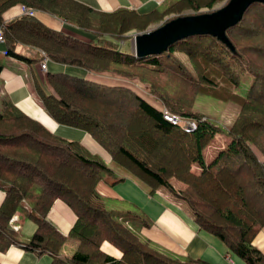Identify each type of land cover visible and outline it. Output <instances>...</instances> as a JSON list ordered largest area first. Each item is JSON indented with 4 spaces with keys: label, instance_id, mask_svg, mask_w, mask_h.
<instances>
[{
    "label": "trees",
    "instance_id": "16d2710c",
    "mask_svg": "<svg viewBox=\"0 0 264 264\" xmlns=\"http://www.w3.org/2000/svg\"><path fill=\"white\" fill-rule=\"evenodd\" d=\"M227 2L171 0L140 14L124 7L104 12L76 0H0V28L8 56L28 63L48 58L89 72L140 80L162 109L127 85L61 72L47 73L50 91L36 79L34 87L42 107L58 124L88 132L110 154L113 165L140 180L149 193L161 187L179 193L200 228L247 264H264V253L253 245L264 228V161L254 150L264 158V0L251 2L239 20L225 27V38L191 34L140 57L121 51L118 44L132 32L212 12ZM17 4L49 13L94 39L81 41L29 14L4 21L3 12ZM19 45L32 49L31 55L18 50ZM175 52L186 54L192 69ZM244 74L253 80L243 96L236 88ZM199 95L232 102L239 109L226 129L230 140L209 162L205 148L223 129L193 110ZM1 105L0 189L5 192L0 206L1 251L22 244L38 255H51V264H212L177 257L144 239L138 229L149 226L146 216L136 209L109 208L97 191L100 181L114 184L123 177L78 141L54 134L9 100ZM163 109L194 121L195 128L167 121ZM172 180L183 188L176 191ZM57 199L76 214L68 236L78 245L66 258L59 254L66 237L47 218ZM15 213L36 224L26 242L10 224ZM104 241L118 248L121 257L105 253Z\"/></svg>",
    "mask_w": 264,
    "mask_h": 264
},
{
    "label": "crops",
    "instance_id": "0c3cea01",
    "mask_svg": "<svg viewBox=\"0 0 264 264\" xmlns=\"http://www.w3.org/2000/svg\"><path fill=\"white\" fill-rule=\"evenodd\" d=\"M76 1L104 12L124 7L144 14L161 8L171 0ZM222 5H219V7ZM21 8L23 7L20 4L8 8L2 14L3 20L8 21L22 15ZM35 17L46 26L71 35L81 41L94 39V35L74 28L49 13L35 11ZM153 29L155 28L153 27L151 30ZM5 50V43H0V109L2 108V101L9 100L22 112L40 121L54 134L68 140L78 141L89 152L101 156L114 169V172L118 176L123 177V179L114 184H111L107 180H102L97 184V191L106 199L109 208L120 210L136 209L146 216L149 226H142L138 229L139 234L144 239L150 241L157 248L164 249L177 257L202 259L212 264H247L243 259L234 254L218 237L198 226L192 209L179 196V193L171 192L163 187L153 194L149 193L147 187L140 180L129 172L113 165L110 154L88 132L58 124L42 107L34 87V79H36L46 92L51 90L47 82L48 72H61L100 83L104 82L95 80V78L103 79V81L117 82L116 84L120 85H127L125 84L127 80H118L111 72H89L82 67L57 63L48 58L46 59V69L42 70L40 68L41 61L28 63L22 59L6 55ZM18 50L26 55H31L32 52V49L24 45H19ZM129 51L130 53H135L134 55L137 56L134 41H130ZM205 162L208 161L205 160ZM172 184L176 191L183 188V185L177 182H172ZM4 197L5 192L0 189V206ZM13 216V222L10 221L11 226L12 228L16 227V229H13L18 232L20 241L26 242L35 231L36 224L19 213H15ZM47 218L66 237L59 252L60 256L65 258L70 257L78 245L76 238L68 236L76 221V214L67 203L61 199H57L49 210ZM253 245L264 253V228L257 233L253 240ZM222 246H224V257L221 256ZM101 248L115 259L120 258L122 255L118 248L107 241L102 243ZM51 262V255L47 253L38 255L26 249L22 244H12L7 250H0V264H51Z\"/></svg>",
    "mask_w": 264,
    "mask_h": 264
},
{
    "label": "water",
    "instance_id": "95a60500",
    "mask_svg": "<svg viewBox=\"0 0 264 264\" xmlns=\"http://www.w3.org/2000/svg\"><path fill=\"white\" fill-rule=\"evenodd\" d=\"M254 0H228L216 10L197 15H184L134 38L138 57L165 50L167 46L191 34L212 33L225 38V27L240 19Z\"/></svg>",
    "mask_w": 264,
    "mask_h": 264
},
{
    "label": "rangeland",
    "instance_id": "374dc122",
    "mask_svg": "<svg viewBox=\"0 0 264 264\" xmlns=\"http://www.w3.org/2000/svg\"><path fill=\"white\" fill-rule=\"evenodd\" d=\"M21 9H22V14H29L31 16H35V11H34V13H31V12H29L23 8H21ZM151 29H147V30L142 31V32L141 31L140 32H132L133 34L131 35V40H130V38L124 39L122 44H121V41H118L120 50L123 52H129L130 53V51H129L130 41L133 42L134 38L137 34L149 31ZM0 43H2V42H0ZM174 54L188 67V69H192V65H190V62L188 61L186 54H184L182 52H175ZM112 74H114V73H112ZM114 75L116 78H118V80H123V81L127 80V82L125 84L129 85V87H131L133 90H135L140 96H143L144 99L149 101L154 106L162 108L159 101L148 94L149 92H148L146 86L143 85V83L140 80H138L136 78L127 79L126 77L120 76L117 74H114ZM95 80H98V81H101L104 83H108V84H116L117 83V82L114 83V82H109V81H103V79H100V78H95ZM252 80H253V78H252L251 74H244L241 78V81H240L238 87L236 88V92L240 95H243V96L246 95V93L248 92V90L251 86ZM193 110L206 115L208 117V119H210L212 122H214L216 125H218L219 127H221L223 129V132H219V133H216L214 135L213 139L210 141V143L205 148L204 157H205V160L209 162L211 159L214 158V156L217 154L218 150L223 148L228 143V141L230 140V138L226 135V129H228V127L232 124L233 120L235 119V117L238 114L239 109H238V106L232 102H226V101H223L221 99H218V98H215L212 96H208V95H199V96H197V98L194 102ZM254 150L256 152L257 157L261 161H264V158L261 155V153L256 149H254ZM192 169L194 172L199 171V167L197 165H194L192 167ZM172 182L176 183V181H174V180H172ZM223 249H224V246H222V251H221L222 257H224Z\"/></svg>",
    "mask_w": 264,
    "mask_h": 264
},
{
    "label": "built area",
    "instance_id": "2783aa9c",
    "mask_svg": "<svg viewBox=\"0 0 264 264\" xmlns=\"http://www.w3.org/2000/svg\"><path fill=\"white\" fill-rule=\"evenodd\" d=\"M23 9H25V10L31 12V13H34V11L31 10V9H28V8H25V7H23ZM0 42H4L2 29H0ZM46 59L47 58H45L43 61L40 62V68L42 70L46 69ZM163 117H164V119H166L167 121H170L172 123L182 122L183 126L186 129H194L195 128V122L194 121L189 120V119H182V118H179V117H175L170 112H168L166 109H163ZM13 217L10 220L11 222H13ZM13 228L16 229V227H13Z\"/></svg>",
    "mask_w": 264,
    "mask_h": 264
}]
</instances>
